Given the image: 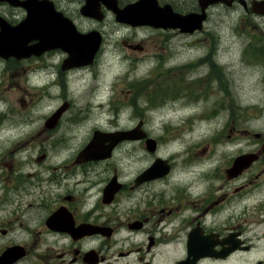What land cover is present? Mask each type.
<instances>
[{"label": "rangeland", "instance_id": "rangeland-1", "mask_svg": "<svg viewBox=\"0 0 264 264\" xmlns=\"http://www.w3.org/2000/svg\"><path fill=\"white\" fill-rule=\"evenodd\" d=\"M120 5L124 6L125 0H120ZM8 15L14 16L12 22L25 17L20 9L0 10L1 18ZM242 16L244 13L240 9L215 7L208 17L204 32L193 36V39L148 28H129L125 23H117L114 13L110 11H107L101 21L81 20L79 17L76 25L80 22L83 27L80 30H98L103 42L93 56L92 63L83 69L86 75L77 77L75 81L66 79L57 87L58 90L53 87L56 73L53 64L58 69L63 53L59 52L60 55L54 58L47 54L39 58H26L23 55L18 58L0 57V155L13 150L12 142L42 132L43 125L56 129L54 135L59 138L55 140L54 136L48 144H44L45 149L52 150L53 165L66 162L82 148L89 146L96 131L124 132L135 137L136 131L140 130L145 133L142 139L156 141L157 152L149 154L143 150L138 142L142 140L120 144L114 150L113 158L97 164V169L102 172L104 169L111 171L114 168L117 174L133 179L148 168L152 169L155 160L161 158L170 166V174L147 183L138 192L123 195L120 209L134 207L140 200L150 199H154L155 205H173V198L185 189L202 186L207 190L209 186L218 183L215 180L218 177L215 169L223 164L224 153L229 150V145L241 140L236 135H222L231 119L232 107L241 109L245 106L257 108L264 105V37L260 36L259 43H255L257 35L251 32L248 24H242ZM128 46L133 49L127 48ZM209 50L213 55L208 56ZM203 51L207 56H204ZM151 54H156L155 59L149 57ZM193 60L211 62L212 70L202 69L197 72L191 64L184 65ZM81 62L77 57L72 64ZM40 65L49 66L51 75H42L35 83L29 82L31 72ZM21 71L25 73L22 74ZM32 85L40 87L38 96L43 100L40 107L39 103L34 106L32 104V96L35 94L29 97L25 95V89L33 90ZM56 93L61 95L57 99L52 97ZM188 95L190 98H186ZM85 98L90 106H104L105 121L89 115L92 130L88 132L86 139L77 143L74 140L80 138L81 131L87 127L84 126L77 132L76 128L88 120L79 121L76 105ZM187 100H196L198 103L186 106L184 101ZM65 102L68 106H61ZM127 102L133 107L127 108L130 106ZM190 106L191 108H187ZM118 111L121 114L118 115ZM43 112L45 115L41 123H38L35 130H30L34 116ZM54 115H58L56 124ZM253 122L257 126L264 124V109L261 113L256 111ZM106 123H110V126L104 127ZM59 148L61 155L58 154ZM32 150V153L37 152V148L32 146L14 152L20 154ZM139 155L144 157L143 163L134 161ZM201 158L205 162L193 167L192 162H198ZM1 167L0 156V175ZM33 170V167L21 165L19 172L27 176ZM194 171L199 178L195 182L189 180ZM100 175L106 176L103 173ZM97 179L98 177H92L79 185L63 183V187L44 186L31 194L21 193L8 200L4 198L0 202V219L16 218L27 228H33L37 225L38 218L28 204L51 205L60 192L73 190L83 193ZM11 186L12 181H9L5 188L9 189ZM1 190L0 185V195ZM239 209L242 206L236 207V210ZM253 213L255 212L252 210L242 217L256 218ZM219 217L223 219L225 216L220 214ZM175 219L176 214L173 213L166 221ZM261 219H264V215H261ZM263 225V222H259L253 226L252 232L261 236L264 234ZM164 226L169 231L171 224ZM141 237L142 235H130L128 240L132 245ZM48 243L47 236H43L38 247L43 250ZM173 249L177 250V247L173 246ZM29 258L37 260L34 253H30Z\"/></svg>", "mask_w": 264, "mask_h": 264}, {"label": "flooded vegetation", "instance_id": "flooded-vegetation-1", "mask_svg": "<svg viewBox=\"0 0 264 264\" xmlns=\"http://www.w3.org/2000/svg\"><path fill=\"white\" fill-rule=\"evenodd\" d=\"M49 1L54 4L57 12L70 19L74 25L79 17L84 20L99 18L102 13L106 15L110 2L96 0L95 14L93 18H89L85 13V0ZM137 1L139 0H125L124 6ZM252 1L255 0H221L202 11L199 0H145L141 8L149 11L156 7L163 15L168 16L177 13L182 16L192 14L198 18L204 15L200 31L184 33L179 29H159L164 33H172L173 36L201 34L215 7L237 8L244 13L241 17L242 24H248L251 32L257 36H264V14L253 12L250 6ZM15 8L7 2L0 3L1 11ZM13 17L8 15L5 19L13 24ZM77 26L83 29L80 22ZM149 57L153 59L155 55L151 54ZM197 62L199 61L193 60L184 65L191 64L197 72L212 67L207 61L195 65ZM21 73L24 74L25 71ZM42 75H51L49 66L37 67L31 72L30 79L36 81ZM85 75L84 71L74 70L67 73L66 79L75 81L77 77ZM54 84L55 89L61 85L59 80ZM39 94L38 89H25L27 97H34L33 106L39 103L40 107L43 104ZM60 96L57 93L52 95L56 99ZM87 98L76 105L79 121L88 120L89 115L105 121L103 106H90ZM262 109L264 105L257 108L245 106L241 109L232 107L231 119L222 135H236L241 140L229 145V150L224 153L223 164L216 167L218 177L215 180L218 183L209 186L207 190L202 186L185 189L176 194L173 205H155L154 199H150L140 200L134 207L119 208L123 205L120 201L123 195L138 192L147 183L160 179L156 173L142 180H139L141 174L129 179L117 174L114 168L100 172L96 165L111 160L119 145L106 158L79 157L78 153L66 162L53 165L52 150L45 149L44 144H48L54 136L55 140L59 139L54 135L56 129H48L43 125L39 134L12 142L13 150L0 155V202L21 193L31 194L44 186L63 187V183L79 185L92 177L98 179L83 193L73 190L60 192L51 205L28 204L38 218L37 225L33 228H27L16 218L0 219V264H264V234L258 237L252 232L253 226L259 222L264 223V219H261V215H264V135H261L264 133V124L257 126L253 122L256 111L261 113ZM44 115L43 112L34 116L30 130L36 129ZM84 126L87 128L82 130ZM108 126L110 123H106L104 127ZM92 127L89 120L77 127L76 132L82 130V134L74 141L80 143L86 139ZM138 142L145 149V141ZM26 146L37 148V152H14ZM58 154L61 155L60 148ZM143 160L144 157L139 155L134 161L143 163ZM204 162L205 159L201 158L198 162L194 160L192 165L195 167ZM21 165L33 167L34 170L30 175L23 176L19 172ZM195 172L189 177L194 182L199 179ZM102 173L106 176L101 177ZM9 181H12V186L6 189L5 185ZM237 206H242V209L236 210ZM252 210L256 218L242 217ZM173 213L177 219L167 222V218ZM220 214L225 217L221 219ZM165 224H171L169 231ZM130 235L142 237L131 245L128 240ZM43 236H47L49 243L41 250L38 244ZM30 253L35 254L36 261L29 258Z\"/></svg>", "mask_w": 264, "mask_h": 264}, {"label": "water", "instance_id": "water-1", "mask_svg": "<svg viewBox=\"0 0 264 264\" xmlns=\"http://www.w3.org/2000/svg\"><path fill=\"white\" fill-rule=\"evenodd\" d=\"M136 5H133L132 7H134ZM253 6V9L256 10L258 8L261 7V5L259 3L256 4H252ZM28 10H31L33 11L34 13H38L40 15H43V10H41L37 5L35 6L34 4H29L28 6ZM123 10V9H122ZM122 10H118L117 12V21H122V22H125V23H129L133 26H136V25H150L152 26L153 28L156 27V28H159V27H171V28H177L178 26L181 27L183 25H194V22L193 20L190 19V16L188 17H181L178 16V18H169L167 21L163 22V19L159 18V14L156 10L153 9H150L148 11V13H143V12H137V11H134V10H129L127 8H125L123 11ZM125 13V15H122V13ZM119 14V15H118ZM129 14V15H128ZM183 18V19H182ZM174 19V20H172ZM48 22V21H47ZM47 22L45 21V19L43 18H34L32 20V25L34 27H36L37 30L41 31V32H44V33H49V26H47ZM49 24V22H48ZM23 28V26H19L18 28L15 29L16 32L20 31L21 29ZM49 35V39H46L47 42L44 41V39L41 37V36H37L35 33L33 34L32 38L34 39H39V42L37 45H35L34 47H27L24 46L22 48V50H25V51H33L35 50L37 53L38 52H43V51H46V50H50V47H51V38H50V34ZM57 36V35H56ZM24 37V36H23ZM22 36H18L16 37V42L17 43H25V39H32L29 37H24L23 38ZM66 38H71L72 40L75 39V38H78V36H75V35H71L69 33H66L65 35ZM77 45H78V48H79V51L80 53H77L81 56H74L72 58V53L70 51V49H68V47H65L64 44H60L61 48L65 49L70 57L68 58V62L71 64V66L73 67L74 65L72 64V61L70 60L72 58V60L74 61L75 58H79L82 62L81 64L85 63L84 61L87 60V58L89 56H91L92 52L91 50H85V51H82V49L80 48V46H86V41L85 39H79L77 40ZM48 44V45H47ZM50 44V46H49ZM43 45V46H42ZM33 49V50H32ZM87 52V53H86ZM85 59V60H82V59ZM66 61V62H67ZM90 150L87 149V152H89Z\"/></svg>", "mask_w": 264, "mask_h": 264}, {"label": "bare ground", "instance_id": "bare-ground-1", "mask_svg": "<svg viewBox=\"0 0 264 264\" xmlns=\"http://www.w3.org/2000/svg\"><path fill=\"white\" fill-rule=\"evenodd\" d=\"M206 58V57H205ZM205 62V61H204ZM198 64H200V61L199 62H197V63H195V65H198ZM203 70H205V69H203ZM208 70V69H207ZM208 73H211V72H208ZM212 74V73H211ZM211 77V79L212 80H214V77H213V75H211L210 76ZM113 80H114V78H113ZM86 99V98H85ZM169 105H171V104H169ZM167 107V106H166ZM102 108H104V106L102 107ZM103 111V117L105 116V109L104 110H102Z\"/></svg>", "mask_w": 264, "mask_h": 264}]
</instances>
